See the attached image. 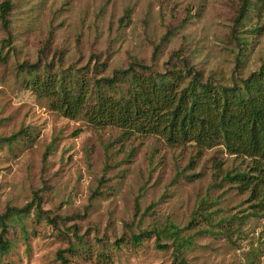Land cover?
I'll return each instance as SVG.
<instances>
[{
  "label": "rangeland",
  "instance_id": "obj_1",
  "mask_svg": "<svg viewBox=\"0 0 264 264\" xmlns=\"http://www.w3.org/2000/svg\"><path fill=\"white\" fill-rule=\"evenodd\" d=\"M8 1V26L0 18V138L24 133L0 139V212L32 206L14 222L1 261L178 264L173 239L154 231L172 222L191 240L182 253L188 264H264L262 192L234 177L250 171V157L157 133L125 138L84 112L67 117L18 71L38 62L56 76L77 68L93 80L139 60L180 70L181 87L196 72L202 81L241 84L264 63L263 16L251 9L235 29L243 0ZM37 191L57 224L36 214Z\"/></svg>",
  "mask_w": 264,
  "mask_h": 264
},
{
  "label": "trees",
  "instance_id": "obj_2",
  "mask_svg": "<svg viewBox=\"0 0 264 264\" xmlns=\"http://www.w3.org/2000/svg\"><path fill=\"white\" fill-rule=\"evenodd\" d=\"M11 9L10 1L0 3V18L5 26L9 24ZM251 9L263 16L258 28L264 30V0H243L235 29ZM18 71L28 76V86L38 96L50 97L53 109L67 117L75 118L84 112L95 125L112 124L122 128L121 136L125 138L135 133H157L172 144L192 143L199 149L222 144L231 154L250 157V171L236 173L234 177L242 184L252 185L253 191L261 190L264 200V63L241 84L202 81L196 72L182 87L180 70L162 72L139 60H133L127 68L115 70L111 76H96L93 80L77 68L62 70L56 76L51 64L41 68L38 62L19 64ZM23 133L21 129L0 139L12 143ZM40 191L34 195L36 214L57 224L56 217H51L41 207ZM94 194H100V188ZM31 206L32 203L23 207L8 206L0 212V264H10L1 259L13 247L11 228L14 222L30 213ZM154 231L160 238L173 239L175 262L188 264L182 253L191 240L183 237V229L168 222ZM148 234L146 230L141 231L134 234L132 240L139 244ZM121 241L118 239L116 244ZM158 244L163 249L169 246Z\"/></svg>",
  "mask_w": 264,
  "mask_h": 264
}]
</instances>
